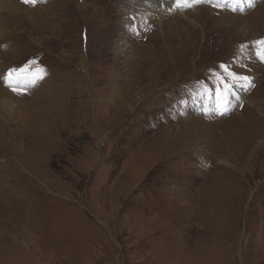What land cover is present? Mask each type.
Instances as JSON below:
<instances>
[{"label": "rangeland", "instance_id": "rangeland-1", "mask_svg": "<svg viewBox=\"0 0 264 264\" xmlns=\"http://www.w3.org/2000/svg\"><path fill=\"white\" fill-rule=\"evenodd\" d=\"M10 1L33 17L0 14V264H264V25L231 27L264 0L161 5L184 46L134 0Z\"/></svg>", "mask_w": 264, "mask_h": 264}, {"label": "bare ground", "instance_id": "bare-ground-1", "mask_svg": "<svg viewBox=\"0 0 264 264\" xmlns=\"http://www.w3.org/2000/svg\"><path fill=\"white\" fill-rule=\"evenodd\" d=\"M134 5H135V10H137L138 12H139V10H141V12H143L145 14L156 16V19L158 20V23L160 25L159 32H160V35L163 38V41L165 42V44H166L167 39H168V41L174 42L175 45L179 44L180 46L181 45L184 46L191 39V36L189 35V33L186 32V30H187V28H189V26L183 24L184 31L181 32L177 28V26L176 27H171L170 24L168 25L166 22H164V20H165L164 15L165 14L161 11L162 7L160 8V6L162 5V6H166V8H169L170 5H174V1L166 2V0H134ZM171 8L175 9L174 6H172ZM260 8H261V9H259L260 11L258 10V12H255L250 19H244V20L236 19V21L234 19L235 22L234 23L231 22V27H233V29H235L236 32H239L243 37H246L247 35L244 33L245 29H244V27H242V25H245L250 30H254L255 31L254 32V34H255L254 37H256L257 36V34H256L257 31L261 27H263V25H264V13H262L264 11V4H262L260 6ZM30 11L31 10H29V9L27 10L25 8H22V7L18 6V5H16L14 2L8 0V2H6L1 7L0 14H4L5 13V14H8L12 18L13 17H17V16H25L28 20H31V17H33V16H32V13ZM178 12H180V11H178ZM194 12H197V10H194ZM189 15H192V14H190V13H186L185 14L184 13V14H180L178 17L182 18L181 20H184V22H188V23L190 22L191 23L192 21H191V18L189 17ZM11 19H9V20H11ZM228 19L232 21L231 17H228ZM15 21H16V19H15ZM193 22H194V20H193ZM176 23H178V21H176ZM2 24H3V22L0 23V39H4V38H2V34H4V32H8L7 28L4 25H2ZM246 33H248V30H247ZM173 36L176 39H174V38L172 39ZM109 40H110V42H109L108 48H109L111 54L115 58L123 55V53H125V51L127 52V49L129 50L130 47H131V50L128 53L129 54L128 62H129V65H131V63L134 62V59H135V56H136L135 52L137 50L135 48L133 49V46L127 47L128 46L127 39L125 37H123L122 35H120V33L118 31H116V30L113 31V37H111ZM171 45H172V43H171ZM129 65L127 66V68H129ZM8 95L9 94H7L5 92V90L2 89L1 86H0V112H2L3 115H7V116H9L12 113V111L14 110L15 107H18V104L16 102H13V101H16V100L9 98ZM58 95H59L58 92H56V94L53 95L55 98L53 97L54 99H52V101L50 100V102H51V104L49 106L50 108L56 109V110L58 109V107L56 106L57 104H60V101H59L60 97ZM5 96H7V97H5ZM255 103L253 102V104H255ZM19 108L22 109L21 106ZM259 113H261V112H259ZM4 125L7 127L8 124L4 123ZM7 132H9L11 134L13 133V132H10L8 130H7ZM5 135H7V134H5ZM20 145H22V144L20 143ZM17 164L19 165L20 162H17ZM13 171H14V173L12 172V169H9V168L6 167V172L3 174V180L9 178V175H8V174H10L9 172H11V175H13V176L17 175L18 171H21V172L25 173V170H23V168L19 169L18 171L13 169ZM0 194H3V193H0Z\"/></svg>", "mask_w": 264, "mask_h": 264}, {"label": "snow or ice", "instance_id": "snow-or-ice-1", "mask_svg": "<svg viewBox=\"0 0 264 264\" xmlns=\"http://www.w3.org/2000/svg\"><path fill=\"white\" fill-rule=\"evenodd\" d=\"M37 2V0H23V3L25 4H35ZM199 3H211V0H174V5H170L169 8L171 10V7L174 6L176 8H184V7H192L195 4H199ZM255 45H259L264 47V39H259L253 42ZM257 55L260 56V59L262 61H264V54L261 53H257ZM16 71L15 69H11L8 72V77L7 79L9 80V86H11L10 81L12 78V73ZM235 75V74H233ZM42 76L37 77V81L42 79ZM239 80L241 81H245L247 82V86H251L252 82L251 79L248 76H240L238 77ZM13 91H15V89H13ZM230 104V101H225V108L224 111L226 112L228 110V105ZM223 114V113H221Z\"/></svg>", "mask_w": 264, "mask_h": 264}]
</instances>
